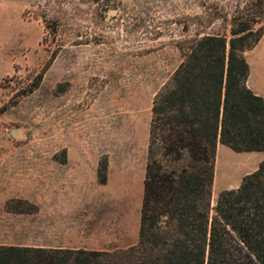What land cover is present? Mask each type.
<instances>
[{
  "label": "rangeland",
  "instance_id": "obj_1",
  "mask_svg": "<svg viewBox=\"0 0 264 264\" xmlns=\"http://www.w3.org/2000/svg\"><path fill=\"white\" fill-rule=\"evenodd\" d=\"M250 1L0 0V245L135 247L152 106L178 46L226 33L215 16ZM245 57L264 94V35ZM262 161L220 144L212 207Z\"/></svg>",
  "mask_w": 264,
  "mask_h": 264
},
{
  "label": "trees",
  "instance_id": "obj_2",
  "mask_svg": "<svg viewBox=\"0 0 264 264\" xmlns=\"http://www.w3.org/2000/svg\"><path fill=\"white\" fill-rule=\"evenodd\" d=\"M215 17L229 31L180 43L154 99L138 244L116 254L0 245V264H264V161L212 207L219 145L264 152V98L245 57L264 35V0Z\"/></svg>",
  "mask_w": 264,
  "mask_h": 264
},
{
  "label": "crops",
  "instance_id": "obj_3",
  "mask_svg": "<svg viewBox=\"0 0 264 264\" xmlns=\"http://www.w3.org/2000/svg\"><path fill=\"white\" fill-rule=\"evenodd\" d=\"M248 84H249V80H248ZM254 92H255V91H254ZM255 93H257L258 95H260V96H262V97L264 98V94H263L262 92L257 91V92H255ZM40 248H43V247H40ZM50 249H65V248L59 247V248H50Z\"/></svg>",
  "mask_w": 264,
  "mask_h": 264
},
{
  "label": "water",
  "instance_id": "obj_4",
  "mask_svg": "<svg viewBox=\"0 0 264 264\" xmlns=\"http://www.w3.org/2000/svg\"><path fill=\"white\" fill-rule=\"evenodd\" d=\"M110 15L112 16H114V15H118V10H116V9H114V10H111V12H110Z\"/></svg>",
  "mask_w": 264,
  "mask_h": 264
}]
</instances>
